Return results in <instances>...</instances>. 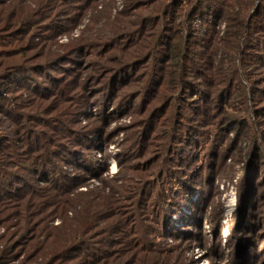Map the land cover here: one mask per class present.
Wrapping results in <instances>:
<instances>
[{"label": "rangeland", "instance_id": "obj_1", "mask_svg": "<svg viewBox=\"0 0 264 264\" xmlns=\"http://www.w3.org/2000/svg\"><path fill=\"white\" fill-rule=\"evenodd\" d=\"M0 264H264V0H0Z\"/></svg>", "mask_w": 264, "mask_h": 264}, {"label": "trees", "instance_id": "obj_2", "mask_svg": "<svg viewBox=\"0 0 264 264\" xmlns=\"http://www.w3.org/2000/svg\"><path fill=\"white\" fill-rule=\"evenodd\" d=\"M196 11V9H194V12ZM193 16V15H192ZM175 36V35H174ZM56 191H58V190H56ZM91 210H93L92 212H91V216H92V218L94 219L95 218V213H96V210L98 211V207H89V208H87L85 211H84V213H85V215H87ZM99 212V211H98ZM101 214V213H100ZM87 217V216H86ZM78 221V220H77ZM85 227V224H79L78 225V227L76 228V232L78 233V232H80L83 228ZM78 230V231H77ZM133 235H135V233L133 232L132 233ZM127 239V238H126ZM128 240H126V242H127ZM64 242H65V240H64ZM71 241H69L68 243H70ZM68 243L66 244V245H68ZM80 243H82V241H80ZM68 248V247H67ZM66 247L65 248H63V249H67ZM73 249H81V247L79 248H77V247H74ZM86 249H94V248H91V247H88V248H86Z\"/></svg>", "mask_w": 264, "mask_h": 264}]
</instances>
